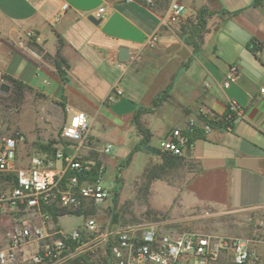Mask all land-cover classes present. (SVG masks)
Listing matches in <instances>:
<instances>
[{"label": "crops", "instance_id": "obj_1", "mask_svg": "<svg viewBox=\"0 0 264 264\" xmlns=\"http://www.w3.org/2000/svg\"><path fill=\"white\" fill-rule=\"evenodd\" d=\"M172 1L0 0V86L10 89L7 79L26 86L16 114L31 115L42 130L39 136L37 127L31 133L12 126L26 138L18 146L16 166L29 164L37 139L56 138L67 108L88 116V139L101 145L84 144L78 154L114 167L127 158V169L134 155L147 153L134 151L142 138L138 123L149 135L148 145L157 147L172 130L186 129L199 115H224L234 101L240 114L234 115L231 129L210 128L193 141L188 157L198 168L177 191L178 210L204 217L253 214L243 220L254 218L257 223L250 226L258 234L247 239L264 257V97L259 93L264 0H192L171 30L162 21ZM203 8L210 12L205 32L189 44L186 26ZM120 48L128 50L127 61L119 60ZM232 66L238 68L237 81L225 87ZM162 92L166 96L156 101ZM108 145L109 153H103ZM114 147V159L106 158ZM53 148L75 153L67 142ZM154 157L147 153L145 167ZM61 220L52 224L64 230Z\"/></svg>", "mask_w": 264, "mask_h": 264}, {"label": "built area", "instance_id": "obj_2", "mask_svg": "<svg viewBox=\"0 0 264 264\" xmlns=\"http://www.w3.org/2000/svg\"><path fill=\"white\" fill-rule=\"evenodd\" d=\"M190 2L173 0L162 24L171 30L177 27ZM102 12L100 9L96 17ZM237 77L238 68L230 67L224 86L235 83ZM259 93L264 97V85ZM227 110L233 115L240 114L234 101ZM65 111L68 114L60 139L72 146L75 151L72 155L63 152L49 157L34 155L26 167H17L18 146L24 143V136L18 133L0 138V179L9 184L7 192H0V218L10 212L14 220L4 234V243L0 240V264H16L17 256L31 245L36 247L30 259L34 264L83 263L91 254L101 255L105 264H264V257L245 238L180 232L174 227L144 221L117 224L113 223L112 215L106 222H100L96 213H105L113 205L114 197V191L105 187L106 164L83 159L78 154V148L88 141L92 124L82 112L69 108ZM223 116L202 115L212 121ZM190 127L203 131L211 128L202 121L190 120L186 129L176 128L160 142L161 153L188 157L193 142L183 130ZM111 148L106 146L103 153H109ZM50 208L67 213L57 220L81 214L77 217L83 223L71 232L54 227ZM47 223H51V228Z\"/></svg>", "mask_w": 264, "mask_h": 264}, {"label": "rangeland", "instance_id": "obj_3", "mask_svg": "<svg viewBox=\"0 0 264 264\" xmlns=\"http://www.w3.org/2000/svg\"><path fill=\"white\" fill-rule=\"evenodd\" d=\"M19 110L14 109L9 103L7 100V93L3 92L0 94V138L6 135L18 134L19 132L16 131L17 129L12 128V126H19L21 129L31 133L37 127L39 130L35 131L34 134L38 133L39 136L42 134L39 121L36 119L33 121L31 115L23 117L20 114H16ZM198 118L197 121L205 120L201 115H199ZM94 126L97 127L98 125H93V127ZM60 131L61 129L56 134V138L48 139V141L44 143L41 142L44 141L41 138L37 139L32 145L33 148L36 149V152H34L35 155L41 154L40 152L50 153L52 149H55L52 143L55 144L59 141L63 142L60 139ZM93 140L94 139L89 138L85 145L99 148L101 145H96V142ZM101 142L103 144L107 141L103 138ZM156 145L159 147V144ZM116 151L114 147L111 153L105 157L114 159ZM27 154L30 156L32 152L27 151ZM146 156L147 153L138 152V154L132 157L127 169H125L127 158L123 159L119 165L115 164V167L111 164L106 165L105 187L113 192L115 185H117V198L116 204L112 202L113 205L105 211V213H96V218L100 222H106L110 216L111 208L115 207V212L119 215V223L117 224L144 221L146 224L174 227L180 232L211 233L245 239L254 237L255 234H258V232L254 233L253 231L255 227L252 229V226H250L252 223L256 225L257 222L254 218L251 220H243L247 216L253 217V214L248 212L222 214L212 217H204L201 216L200 213L197 216L179 213L177 191L182 190L183 186L190 177L197 172L198 168L197 164L190 157L184 158L176 169L161 180L152 182L148 188L149 190L146 191L144 185L140 181L141 174L145 168ZM94 157L97 159L96 156ZM102 159L101 157V160ZM154 159L155 160L151 162V164L160 162L159 157H154ZM105 160L106 159H103V161ZM97 161L100 160L97 159ZM164 184L170 187H161V185ZM156 185H160L158 193H156ZM8 188L9 184L6 183L5 180L0 179V192H7ZM173 192L175 195H173ZM171 197H173V199H170ZM9 213L10 212H7V214L0 218V240L3 243L4 234L14 221ZM82 223L83 219L76 216L63 217L61 220V224L67 232H71L73 228L78 227V225ZM35 248L36 247L33 245L27 247L23 253L17 256L16 264H34L30 259L31 255L36 250ZM78 264H105V262L101 255L91 254L86 257L83 263L79 262Z\"/></svg>", "mask_w": 264, "mask_h": 264}, {"label": "trees", "instance_id": "obj_4", "mask_svg": "<svg viewBox=\"0 0 264 264\" xmlns=\"http://www.w3.org/2000/svg\"><path fill=\"white\" fill-rule=\"evenodd\" d=\"M256 1L257 0H255V2ZM208 15H210V12H208L207 9L203 8L199 11L197 17L195 18L196 20L195 22H188L189 25L186 26L188 35H186L185 37L187 43L191 44L194 38H198L199 40L202 38V35L205 32L206 20ZM258 50H260V48H258L257 51ZM57 58L59 59V56H57ZM60 75H63L61 71H60ZM7 80L10 83V89L7 93V100L13 106L14 109L19 110L24 100L26 86L12 79H7ZM165 94L166 92H162L158 94L156 101L163 100L164 97L166 96ZM140 110L145 111V109H140ZM233 120H234V115L231 114L229 111H226L221 120L212 121L205 119L202 121L205 124L210 125L211 128H219V129L227 130L232 128ZM138 129L142 134V140L139 142L138 145L135 146L134 151H140L142 146L149 144V135L147 131L142 129L139 123H138ZM183 134L188 135L190 137V140L193 142L195 139L200 138L203 135V129L199 127H190L187 130H183ZM51 152L55 153V149H52ZM184 158L185 157L173 156L171 154L162 152L159 156L160 162L156 164L147 165L141 174L140 181L144 185L145 190L146 191L149 190L148 188L150 187L152 182H154L155 180H161L162 178L167 176L171 171L176 169ZM94 175L95 173H92L91 178H93ZM67 176H69V174H67L66 177ZM82 178L83 176L80 175V180H82ZM116 198H117V189H114L113 204L114 203L116 204ZM48 211L51 213L54 221L57 220L58 216H64L67 214L64 211H59L52 208L48 209ZM80 215L81 214H76V216H80ZM110 215H112L113 223H119V215L115 212V207L111 208ZM122 224H126V222H123ZM74 262H73L74 264L79 263L78 261H74Z\"/></svg>", "mask_w": 264, "mask_h": 264}, {"label": "water", "instance_id": "obj_5", "mask_svg": "<svg viewBox=\"0 0 264 264\" xmlns=\"http://www.w3.org/2000/svg\"><path fill=\"white\" fill-rule=\"evenodd\" d=\"M89 20L93 23H99L100 19H95L94 17H89ZM119 60L120 61H127L128 60V50L126 48H120L119 50ZM0 89L3 90L4 92H8L9 91V86L6 84H2L0 86ZM2 91V92H3ZM142 151H145L151 155L157 156L159 157L161 154V150L157 147H153L150 145H144L141 147Z\"/></svg>", "mask_w": 264, "mask_h": 264}]
</instances>
